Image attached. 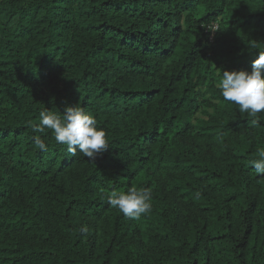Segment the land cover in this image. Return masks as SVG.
<instances>
[{
    "label": "trees",
    "instance_id": "trees-1",
    "mask_svg": "<svg viewBox=\"0 0 264 264\" xmlns=\"http://www.w3.org/2000/svg\"><path fill=\"white\" fill-rule=\"evenodd\" d=\"M260 51L264 0H0V264H264V113L216 87ZM77 105L94 160L33 131ZM131 187L138 220L106 199Z\"/></svg>",
    "mask_w": 264,
    "mask_h": 264
},
{
    "label": "clouds",
    "instance_id": "clouds-1",
    "mask_svg": "<svg viewBox=\"0 0 264 264\" xmlns=\"http://www.w3.org/2000/svg\"><path fill=\"white\" fill-rule=\"evenodd\" d=\"M224 101L238 106V111L249 117L264 113V51L252 63V71H222V78L216 84ZM252 125L258 124L253 119ZM50 129L57 144L67 146V151L76 156L95 159L109 148L106 131L99 127L97 119L83 107H68L62 115L48 110L39 113V124L33 127L34 132ZM35 146L47 150L45 140L34 137ZM258 158L249 161L253 170L264 175V148H257ZM110 207L119 210L126 218L138 220L152 210V192L149 188L131 187L127 192L112 191L106 194ZM82 235H87L88 227L81 226Z\"/></svg>",
    "mask_w": 264,
    "mask_h": 264
},
{
    "label": "rangeland",
    "instance_id": "rangeland-1",
    "mask_svg": "<svg viewBox=\"0 0 264 264\" xmlns=\"http://www.w3.org/2000/svg\"><path fill=\"white\" fill-rule=\"evenodd\" d=\"M201 117H204V113L203 112L201 113Z\"/></svg>",
    "mask_w": 264,
    "mask_h": 264
},
{
    "label": "built area",
    "instance_id": "built-area-1",
    "mask_svg": "<svg viewBox=\"0 0 264 264\" xmlns=\"http://www.w3.org/2000/svg\"><path fill=\"white\" fill-rule=\"evenodd\" d=\"M214 29H216L217 28V26L216 25H214V27H213Z\"/></svg>",
    "mask_w": 264,
    "mask_h": 264
}]
</instances>
